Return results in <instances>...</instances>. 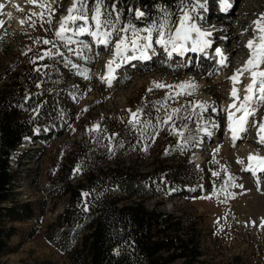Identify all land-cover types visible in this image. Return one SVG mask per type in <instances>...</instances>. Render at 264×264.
Wrapping results in <instances>:
<instances>
[{"label":"rangeland","instance_id":"obj_1","mask_svg":"<svg viewBox=\"0 0 264 264\" xmlns=\"http://www.w3.org/2000/svg\"><path fill=\"white\" fill-rule=\"evenodd\" d=\"M170 1H172L170 5L166 8L164 6L165 11L154 9L156 11L155 21L151 23L145 17L141 19L136 11L134 18L138 23L130 20L120 26L122 20L130 19L129 14L118 13L115 9L105 13H110L108 19L115 24L117 29L131 25L142 36L147 34L144 29L154 25H163L167 19L168 28L164 29L165 38L170 34L169 29L174 30L179 18L187 10L195 14L197 25H200L198 19L202 16L204 24L208 17L209 22L222 19L221 15L218 16L222 8L219 7L218 0H203L204 5L206 4L204 8L198 7V4L200 5L198 0L197 2L196 0ZM40 2L41 0H35V3H29L28 0H16L15 3H10V1L0 0V5H3L0 7V70L9 65L12 61L11 57H15L20 45L30 48L29 41L56 38L55 32L60 27L61 18L63 15L67 16L73 0H59L58 3L52 4L54 11L52 23L44 22L42 26L39 16L41 9L38 6ZM170 6L175 9H168ZM229 11L233 12L232 15L229 18L223 17V19L227 18L226 21L232 19L228 23L222 21L215 28L210 24L203 28V31H208L205 30L207 28L211 30L208 32H213L211 41L213 40L214 43L208 53V58L212 60L217 56L216 49L221 52L224 48L230 50L245 43L247 47L251 37L242 39L238 44L241 31L236 28L234 21L246 19L249 23V30L255 27L253 21L264 14V0H236ZM43 19L47 21V11ZM101 19L103 20L104 16ZM67 35L70 36L71 32ZM120 35L128 34L120 33ZM73 39L83 41L89 46L84 50V56L88 59L79 58L73 63L78 65L79 72L86 73L89 77L85 79L83 75L78 74V69L75 68L73 82L75 81V86L81 90H78V95L75 94L72 97L74 102L79 99L76 103L77 121L74 126L71 125L68 132L60 136H53L46 140L42 138L24 139L11 156L10 164L16 175L15 200L19 203L30 202L35 212L29 220L8 224L15 230L8 240V252L0 255V264H70L66 254L47 240L48 226L63 212L67 199V196L58 198V195L62 194V185L55 183L53 190V180L63 174L65 176L64 178L62 175L63 183L74 185L81 179V177L73 179L76 173L75 167L67 173L62 170V167L70 150L69 144L80 139L79 131L85 123L89 122L90 130H92L96 123L109 113L114 114L120 122L128 123L131 118L129 110L134 112L137 109L142 110L139 117L141 121L145 112L156 119V134L154 140L152 139L148 145L143 146V143L139 142L138 149L132 145L125 148L120 156L125 165L134 169L149 170L151 159L158 152L161 135L168 132V136L172 140L175 139L177 147L173 152L162 153L166 165L174 166L187 157L188 162L192 163L195 168L206 172L202 185L196 190L190 187L191 189L186 188L185 192H169L167 196L146 201V207L197 223L200 231L199 247L203 254V264H264V228L260 227L261 218L264 217V201L260 198L264 191L261 192L257 184L251 183L254 177L243 167L248 162L249 154L264 156V145H254V142L258 141L256 122L264 121V105H260L255 115L251 117L248 135L247 133L244 135L245 139L236 140L235 143L229 142L231 143L229 144L228 140L232 139L226 138L229 135L228 113L224 106L229 100L227 97H229L228 92L231 86L230 77L238 70L236 67L239 63L246 60L248 56L242 54L237 58L234 56L235 52L228 53L230 54L229 63L225 72L221 74L216 73L212 68H205L203 63L197 70L194 58L192 60L195 65L186 70L180 59L169 64L163 57L159 58L160 60L157 59L156 62L149 63L150 65L139 64L140 67L135 70L130 67L139 66L136 63L132 65L128 62L129 67L121 66L120 63L118 77L109 85L104 84L102 78L107 69V60L113 53L114 44L119 39V35L113 32L112 42L107 47L95 45L88 34L73 37ZM157 39L159 36L153 31L152 46L156 48ZM80 47V44L72 45V49ZM204 55H207V52H204ZM211 63L214 67V61ZM262 67L264 65H261ZM220 78H223V84L219 82ZM155 83L174 87L156 88ZM181 84H193L195 87L183 89L175 87ZM244 84L245 82H242V85ZM150 88L152 91H148ZM189 92L191 95L187 94ZM176 93L184 94L176 95ZM169 95L174 98L167 99ZM166 100L169 110L180 108L181 112L169 124H160L159 120L166 114L161 105ZM196 103L207 105V110L201 112L198 107L194 106ZM69 105L71 106V103ZM158 108L159 111H157ZM172 124H175L177 129L184 130L186 137L197 134L199 143H194L193 146H188L182 151L178 147L181 143L180 138L169 131ZM185 125H187L186 129ZM200 128H207L210 135L200 131ZM217 148H219L218 152ZM226 148L229 152L225 150ZM197 150L199 151V162L193 158ZM233 153H237V156ZM238 160H243L244 163H238ZM214 172L219 175H213ZM229 177H233L234 180L229 181ZM233 184L236 186H232ZM83 198L85 202V195ZM253 221L256 226H253Z\"/></svg>","mask_w":264,"mask_h":264},{"label":"trees","instance_id":"obj_2","mask_svg":"<svg viewBox=\"0 0 264 264\" xmlns=\"http://www.w3.org/2000/svg\"><path fill=\"white\" fill-rule=\"evenodd\" d=\"M171 2L104 0L102 11L115 9L129 14L130 19L122 20L120 26L130 20L138 23L136 11L151 23L155 21L154 9L165 11L164 6ZM88 3L90 8L94 6V0ZM47 40L55 46L44 44L42 39L29 41L30 48L20 45L9 65L0 70V255L8 252V240L14 234V227L8 224L29 220L35 212L30 202L15 200L11 156L24 139L60 136L77 121L79 99L74 102L72 97L81 90L73 82L75 68L66 61L74 63L79 57L57 38ZM57 48L63 56L56 54ZM47 51L53 55L37 59ZM109 114L96 123L99 131L103 128L100 132L90 130L87 122L80 128L79 141L69 144L62 170L67 173L75 167L73 179H81L66 186L63 174L53 180V190L55 183L62 185L58 198L67 199L63 212L48 226L47 240L66 254L70 264H203L197 223L150 210L145 202L190 187L196 190L206 172L195 168L187 157L174 166L166 165L162 153L177 147L168 132L161 135L149 170L125 165L120 158L125 148L132 145L138 149L139 142L148 145L157 129L156 119L145 112L142 122L151 121L155 128H148L142 135L140 126L133 128ZM193 137L199 138L197 134Z\"/></svg>","mask_w":264,"mask_h":264},{"label":"snow or ice","instance_id":"obj_3","mask_svg":"<svg viewBox=\"0 0 264 264\" xmlns=\"http://www.w3.org/2000/svg\"><path fill=\"white\" fill-rule=\"evenodd\" d=\"M29 3H35V0H28ZM59 0H41L38 6L41 9L39 14L41 19V26L44 22L49 24L52 23V15H54V11L52 9V4L58 3ZM104 5V0H94V6L89 7L88 0H73L72 6L68 9L67 16L61 18L60 27L55 32V36L58 41L61 42L62 46L68 48L69 52L77 55L81 59H88V57L84 56V50L88 49V44L83 41H79L73 39V37H79L84 34L90 35L98 44H102L107 47L112 41L111 37L113 32L119 35V39L116 40L113 49V59L107 63V75L103 79L110 85L112 79H114V73L116 71V67H119L120 63L128 62L132 59H147L148 58V50L152 48V34L155 31L159 39L156 40V43L160 44L168 51V55L171 56L173 52L178 54H183L187 51L193 52H203L206 48L210 46V41L206 39L209 35H211L208 31H202L199 27L196 26L195 23H190L192 20V16L188 12H184V14L179 18L178 23L175 25L174 30L169 29V35L165 38L164 29L168 28V21L165 20L163 25H154L151 28H146L144 31L147 33L146 35H141L139 31L132 28L131 25H128L124 28L117 29L115 24L112 23L111 20L108 19V15L104 11H102ZM224 6L227 7V0H224ZM3 7V5H0ZM45 11L48 13V19L45 21L43 19L45 15ZM9 15H11L9 13ZM36 15V13H33ZM138 16H142V12L137 13ZM104 16L102 20L101 17ZM119 19V17H117ZM80 22V23H78ZM255 25L254 31L258 33L254 39L249 40L247 44V48L249 49L250 56L249 59L245 62L244 66L237 70L236 73L230 77V80L233 82L232 91L230 93L233 98V103L229 105L227 122H228V130L231 133V138L235 143L236 140L246 138L242 136L243 133L248 131V127L250 125V117H253L256 113L257 108L260 105H264V70H261V65H264V14L253 21ZM35 24L33 23V27ZM93 27L95 30H93ZM111 29V30H105ZM71 32V35H67V33ZM120 33H126L128 35H120ZM196 34V38L193 39L192 34ZM144 41V43H141ZM44 44H53V41L44 40ZM73 44H80L81 47L79 49H72L69 46ZM190 44V47L188 46ZM131 52L132 55L129 56L128 53ZM216 53L220 56V64L222 67H226V57L220 52L219 49H216ZM57 55L63 56L64 54L59 52L57 48ZM53 54L50 51L44 52L42 55L38 56L37 59H44V57H51ZM36 61H33L35 63ZM67 64L71 65L73 68L78 69V65L73 64L69 59L66 61ZM39 71V68L36 69ZM244 73L250 74L251 83L246 85L244 92L245 95L241 98L238 94L239 90L236 88V84L240 82V77ZM78 74L83 75L85 79H88L86 73L79 72ZM39 87V84L37 85ZM154 87L156 88H172V85H163L160 83H155ZM175 87L183 88H194L195 85H178ZM148 91H152L150 88ZM184 93H176V95H182ZM191 95V93H187ZM172 95H169L167 99H173ZM198 107L201 112L207 110V105L203 103H196L194 105ZM162 108L165 109V116L159 120L160 124H169L174 117H178L181 112L180 108H172L168 109L167 100L161 105ZM235 109V111H232ZM160 109L158 108L157 111ZM215 111V109H213ZM86 111V109H85ZM142 110L137 109L136 111L129 110L130 119L128 123L133 127L140 126L141 134L143 135L148 128H155V125L151 123V121L140 120ZM237 113H240L237 116ZM257 123V138L258 143L264 145V121L256 122ZM216 126V125H213ZM187 128V125L184 126ZM100 126L97 124L93 127V131H99ZM171 134L178 136L181 140V143L178 147L183 151L186 147H188L189 142L199 143L195 137L189 135L185 136L184 130L177 129L175 124H172L169 129ZM200 131H203L207 134V128H200ZM155 132L152 133V139L155 138ZM146 150V149H145ZM219 151V148L216 149ZM238 163L243 164V160H238ZM245 171H249L253 176H256L257 173H264V156H260L259 154H249L248 156V164L244 169ZM79 171V169H77ZM226 171V169H225ZM213 175H219V173H213ZM229 181L234 180L233 177L228 178ZM258 190H259V180H257ZM236 186V185H232ZM239 187H243L239 185ZM87 196V193L84 194ZM210 199L211 197H205ZM253 226L255 222H252ZM261 228H264V217L261 218Z\"/></svg>","mask_w":264,"mask_h":264},{"label":"bare ground","instance_id":"obj_4","mask_svg":"<svg viewBox=\"0 0 264 264\" xmlns=\"http://www.w3.org/2000/svg\"><path fill=\"white\" fill-rule=\"evenodd\" d=\"M6 1H10V3L11 2H13V3H15L16 2V0H6ZM199 1H201V2H199ZM219 1V0H218ZM234 1H236V0H227V7H225L224 6V0H220L219 1V7H222V8H220V10H219V13H218V16L219 15H221L222 16V19H220L219 21H217V22H214V21H211V22H209L208 21V19H209V17H208V19L206 20V22H205V24L202 22L203 20L201 19V18H203V16L201 17V18H199L198 19V21H199V23L198 24H200V25H197V22H196V19H195V14H193V12L191 13L190 12V10H187V12L193 17V19H194V21H195V24H196V26L197 27H199L202 31H203V28L204 27H206V26H208L209 24L213 27V28H215V27H217L218 26V24H220L222 21H223V23H228L229 21H231L230 19L228 20V21H226L227 20V18L225 19H223V17H230L231 15H232V11H229V9L231 8V7H233V3H234ZM196 2H197V0H196ZM221 2V3H220ZM198 3H200V5L198 4V7H200V8H204L205 7V5H204V2H203V0H198ZM206 17V18H207ZM205 18V17H204ZM19 22H20V20H18ZM226 21V22H225ZM207 22H208V24H207ZM192 23V22H191ZM203 25V26H202ZM234 25L236 26V28L238 29V30H240L241 31V34H240V37H239V40H238V44H239V41H241L242 39H245L246 37H251V39L250 40H252V39H254V37L255 36H257L258 35V33L257 32H255L254 31V29H255V27H253V28H251L250 30H249V23H248V21L246 20V19H237V20H235L234 21ZM93 30H95L94 29V27H93ZM205 30H208V31H211V30H209V29H205ZM211 33V35H209L208 37H206V39L207 40H209L210 41V46L208 47V48H206L203 52H193V51H187V52H184L182 55L181 54H178V53H175V52H173L172 53V55L171 56H169L168 55V51H166L165 50V48L163 47V46H161L160 44H158L157 45V48L156 47H154V46H152V48L151 49H149L148 50V58L147 59H132V60H130V61H128V62H130V64H137V65H139V64H143V63H146L145 65H148L149 63H153V62H156V60L157 59H159V58H161V57H163L165 60H166V62L167 63H169V64H173V62H175V60L177 61V60H181V64L183 63V68L186 70V69H189L190 67L192 68V66L193 65H195V62L193 63V58L194 59H196V64H197V67H196V69L198 70V68H199V65H201V63H203V65L205 66V68H207V67H209V69H214L215 71H216V73L218 72V73H223V72H225V70L227 69V66L226 67H222L221 66V64H220V56H216L215 57V59L214 60H212V59H210V58H208V53H209V49L211 48V46H213V40L211 41V39H213L211 36H213V32H210ZM192 36H193V39H195L196 38V34L195 33H193L192 34ZM211 37V38H210ZM167 38V37H166ZM91 42H94V44L95 45H98V47H100V45L102 46V44H98L93 38L91 39ZM234 42V41H233ZM141 43H144V41H141ZM236 44V43H235ZM248 44V43H247ZM246 45V43L244 44V45H241V46H238V47H235V48H231L230 50H226L225 48L224 49H222V51H221V53L224 55V57H226L227 59H226V61H225V63H226V65H228V56L230 55V54H228V53H230V52H235V57H237L238 58V56H240V55H242V54H246V56H248L247 58H245L246 60H243L242 61V63H239V65L236 67V68H238V69H240V68H242L243 66H244V64H245V62L249 59V56H250V52H249V49L245 46ZM156 46V45H155ZM189 47H190V44L188 45ZM161 47V48H160ZM229 51V52H228ZM204 52H207V55H204ZM246 52H248V53H246ZM128 55L129 56H131L132 55V53L131 52H129L128 53ZM245 56V57H246ZM114 57H113V53H112V55L108 58V60H107V63L110 61V60H112ZM160 60V59H159ZM214 61V67L212 66V63L211 62H213ZM128 62H124V63H121V66H126V67H129V65H128ZM117 63H118V61H117ZM119 64V63H118ZM150 65V64H149ZM138 67H140V65L139 66H137V68ZM204 68V67H203ZM200 70H201V67H200ZM261 70H264V67H262L261 68ZM213 71V70H212ZM202 72V71H201ZM237 71H235V73H236ZM117 73H116V71H115V73H114V75H116ZM106 75H107V70H106V74L104 75V77H106ZM103 79V78H102ZM219 82L220 83H224L223 82V78H220L219 79ZM242 82H245V84L244 85H242ZM103 83L104 84H108L104 79H103ZM249 83H251V79H250V74L249 73H244L241 77H240V82L239 83H237L235 86H236V88L239 90V92H238V94H239V96L242 98L244 95H245V92H244V89H245V87H246V85H248ZM232 87H233V82L231 81V86H230V90H229V97H227L229 100H227L228 101V103L224 106V108L226 109L225 111H227V113H228V109H229V105L230 104H232L233 103V98L231 97V95H230V93H231V91H232ZM214 89V88H213ZM259 108V107H258ZM232 111H235V109H232ZM240 115V113H237V116H239ZM251 119V117L249 118V120ZM228 126V125H227ZM249 129V128H248ZM250 131V130H249ZM229 132V131H228ZM247 134L246 135H248V131L246 132ZM245 135V133H243L242 134V136H244ZM245 137V136H244ZM226 138H228V139H232L231 138V133L229 132V135L226 137ZM245 139V138H244ZM28 140V139H27ZM229 142H233V140H228V143ZM227 143V144H228ZM229 144H231V143H229ZM228 144V145H229ZM254 145L255 146H259V145H262V144H260V143H258V142H254ZM198 148H199V145L197 146ZM225 150H227V152H229V150L226 148ZM232 154V153H231ZM233 154H235L236 156H237V153H233ZM251 154H255V153H251ZM198 155H199V151L197 150V152H195L194 153V155H193V158L197 161V162H199V159L200 158H198ZM247 159H248V157H247ZM247 164H248V162L246 163V165L245 166H243L244 167V169L247 167ZM254 178H252V180H251V183H253L254 185L255 184H257V180H259V186H260V188H259V190L262 192V191H264V173H257V175L256 176H253ZM251 185V184H250ZM258 185V184H257ZM256 189V188H255ZM260 199H262L263 201H264V193H263V195L261 196V198ZM259 199V200H260ZM258 200V201H259ZM260 202H262L261 200H260ZM262 204V203H261Z\"/></svg>","mask_w":264,"mask_h":264}]
</instances>
